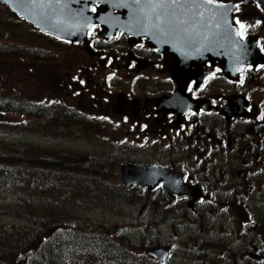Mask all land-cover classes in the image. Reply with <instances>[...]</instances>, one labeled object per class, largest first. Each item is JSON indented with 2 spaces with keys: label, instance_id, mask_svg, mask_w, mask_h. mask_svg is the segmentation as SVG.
I'll use <instances>...</instances> for the list:
<instances>
[{
  "label": "flooded vegetation",
  "instance_id": "obj_1",
  "mask_svg": "<svg viewBox=\"0 0 264 264\" xmlns=\"http://www.w3.org/2000/svg\"><path fill=\"white\" fill-rule=\"evenodd\" d=\"M213 1L232 5L240 40L255 42V64L243 66L237 74L224 73L217 57L176 68L173 53L159 52L144 39L123 34L107 41L97 29L87 34L97 67L90 65L78 82L69 78L63 87L72 96L81 88L88 105L98 103L102 131L109 128L112 135H123L115 141L120 152L140 151L146 156L119 160L116 175L126 198L144 203L139 215L149 211L158 219L178 209V218L191 214L199 223L212 220V228L216 217L222 216L234 236L260 237L264 236V0H252L247 7L242 0ZM66 44L68 49L85 47ZM94 71L96 82L91 78ZM92 85L101 94L98 102L92 101ZM123 166L155 172L141 179L130 171L125 174L127 187L121 180ZM138 182L147 184L143 188L132 184ZM210 212L215 218L206 216ZM208 228L201 224L196 230L203 237ZM213 234L209 231L207 238Z\"/></svg>",
  "mask_w": 264,
  "mask_h": 264
},
{
  "label": "rangeland",
  "instance_id": "obj_2",
  "mask_svg": "<svg viewBox=\"0 0 264 264\" xmlns=\"http://www.w3.org/2000/svg\"><path fill=\"white\" fill-rule=\"evenodd\" d=\"M36 33L35 29L18 20L0 4L2 49L19 47L22 51L42 53L50 49L52 55H49L54 57V61L48 64L39 61V53H36L34 60L28 57L23 61L0 58V91L7 97L21 98L40 105L49 104L54 108L52 116L55 122H60L55 127L23 115H0V143H4L3 146L29 145L37 150L61 155L75 153L81 163L101 157L108 163L106 173L112 172L113 175L119 174V166L122 165L119 160L146 158L140 151L137 153L124 149V153L120 152L117 147L121 146L115 141L123 135H112L114 130L109 128L102 131L103 127L98 121L102 108L98 103L88 105L81 88H77L78 95L72 96L69 89L65 90L63 87L68 84L69 78L78 82L90 65L97 67L96 55L90 56L85 47L83 51L78 47L55 50L37 37ZM1 55L4 56L3 53ZM91 78L96 82V71ZM89 91L94 98L92 101L98 102L101 94H98L97 85H92ZM105 132L109 134L104 135ZM8 151L10 150H6ZM1 152H4L2 146ZM114 153L116 157L113 156ZM51 182L55 198L62 196L59 191H65L73 198L67 206L68 226L64 228H43L31 219L16 215V206L13 204L15 197L11 194L8 183L1 180L0 236L10 234L15 237L18 233L17 235H21L19 241L22 246L4 264H15L22 260L32 264L41 249H47V255L54 257L51 264H61L57 250L59 246L53 245H58V241L62 240L64 231L74 227L78 231L91 233L94 237L113 239L132 253L145 257H148L146 254L150 251L169 248L170 257L165 260V264H264V236L258 237L251 233L245 239L236 237L222 216L216 217L217 224L212 228V220H204V224L201 220L199 223L191 214L178 218V209L170 212L168 217L159 216L158 219L151 218L149 211H142L139 215L144 203L130 202L126 198L127 192L113 176H108L106 182L110 188L117 187L113 188L117 192L107 190V195L102 199H88L81 189L73 188L70 184L68 186L60 180L52 179ZM26 197L30 198L31 195L23 196ZM43 197L44 195H40L41 200H48ZM29 213L23 212V215L29 218ZM206 216L215 218V214L211 212ZM201 224L209 227L203 237L196 230ZM52 229L54 230L49 233ZM211 230L214 231L213 237L207 238ZM150 259L158 263L155 259Z\"/></svg>",
  "mask_w": 264,
  "mask_h": 264
},
{
  "label": "water",
  "instance_id": "obj_3",
  "mask_svg": "<svg viewBox=\"0 0 264 264\" xmlns=\"http://www.w3.org/2000/svg\"><path fill=\"white\" fill-rule=\"evenodd\" d=\"M251 2L243 0L245 6ZM0 3L39 32L84 45L90 56L95 53L87 48L86 35L93 27V31L101 29L107 41L123 34L144 39L159 52L173 53L180 62L176 59V68L183 64L187 68L189 63L197 66L217 57L224 73L237 74L240 68L255 64L257 59L255 42L251 38L240 40L238 36L231 4L194 0H0ZM146 169L148 172H143ZM126 171L137 173L141 179L155 172L152 168L121 167V180L127 187ZM149 181L156 186L155 181ZM146 182L132 184L143 188ZM147 256L163 263L168 251L153 250Z\"/></svg>",
  "mask_w": 264,
  "mask_h": 264
},
{
  "label": "trees",
  "instance_id": "obj_4",
  "mask_svg": "<svg viewBox=\"0 0 264 264\" xmlns=\"http://www.w3.org/2000/svg\"><path fill=\"white\" fill-rule=\"evenodd\" d=\"M36 36L55 50L62 51V48H67L66 43L39 32ZM48 50L42 53L22 51L19 47L10 50L7 47L3 49L0 47V58L23 61L28 57L34 60L36 53H39V61L48 64L54 61L51 50ZM53 111L54 108L49 104L40 105L21 98L7 97L0 91L1 116L23 115L37 119L41 124L55 126L60 121L55 122L52 116ZM3 145L4 143H0V146L4 148V152L0 153V182L3 179L11 188V194L15 197V202H13L16 206L15 214L24 216V219H31L43 228L68 226L66 224L67 206L71 202L70 199H73L69 193H64L65 191H59L62 196L55 198L51 189L52 179L81 189L88 199H102L107 195V190L117 192L113 189L117 187L110 188L106 182L108 176L116 177V175L112 172L106 173L105 167L108 163L101 157L100 159L95 157L96 159L88 163H81L75 153L61 155L37 150L29 145ZM6 150L10 151L6 152ZM88 194L91 195L88 196ZM26 195H31V197L23 198ZM40 195H44L43 198L48 200H41ZM23 212L35 215L28 214V218L23 215ZM53 230H49V233ZM17 234L15 237L10 234L0 236V264H4V261L9 260L11 255L22 248L19 241L21 235ZM63 234L58 245H53L54 247L59 246L57 250L61 264H158L148 257L132 253L110 238L94 237L91 233L78 231L75 227L68 228ZM52 258L54 257L51 254L47 255V249H41L36 258L32 260V264H51Z\"/></svg>",
  "mask_w": 264,
  "mask_h": 264
},
{
  "label": "snow or ice",
  "instance_id": "obj_5",
  "mask_svg": "<svg viewBox=\"0 0 264 264\" xmlns=\"http://www.w3.org/2000/svg\"><path fill=\"white\" fill-rule=\"evenodd\" d=\"M136 2H139V0H136ZM194 2H197V3L205 2V3L211 4L213 2V0H194ZM242 27H243V25H242Z\"/></svg>",
  "mask_w": 264,
  "mask_h": 264
}]
</instances>
